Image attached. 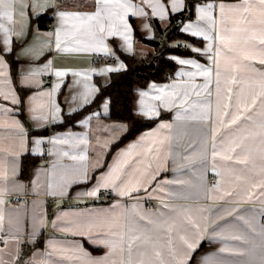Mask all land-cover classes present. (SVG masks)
I'll list each match as a JSON object with an SVG mask.
<instances>
[{
    "label": "crops",
    "instance_id": "0c3cea01",
    "mask_svg": "<svg viewBox=\"0 0 264 264\" xmlns=\"http://www.w3.org/2000/svg\"><path fill=\"white\" fill-rule=\"evenodd\" d=\"M131 2L143 7L147 13L138 16L130 11L126 17L131 28V51L121 35H108L107 31L97 33V37L103 36L107 53L116 56L114 62L107 63L96 57V53H106L104 51L68 53L55 48L54 34L61 30L59 13H93L96 11L94 0H41L40 8L34 7L32 0H15V23L10 26L13 33L8 45L4 44V33L0 32V58L7 73L6 77H0V81H6L0 83V88L6 92L13 90L21 101L13 104L0 97V107L8 110L0 111V161L7 172L6 178L0 180V188L4 189L0 196L4 200L0 205L4 213L0 257L6 264H78L77 254L64 251L75 249L76 245L91 258L104 257L109 252L107 247L63 230L68 227L67 221L76 219L77 214H95L108 221L107 226L91 233L93 238L99 239L112 238L108 237L109 231H120L121 226H125V230L138 227L150 235H163V222L175 221L177 228L173 237L178 251L182 247L180 235L190 241L193 239L195 230L187 223L191 218L200 226L201 238L187 264H201L202 257L211 254H215V264H261L257 246L264 242V159L261 158L264 154V76L260 75L264 65L259 63L261 46L258 41L255 42L256 58L243 59V53L252 43L248 37L258 34L261 27L258 0H249L254 14L243 13L244 0H202L192 6L188 13L191 16L185 15L181 28L185 31L188 25H193V30L199 26L212 38L195 35L204 41L203 47L192 46L199 49L197 52L201 56L173 55L177 67L171 79L135 87L133 112L136 116L155 118L167 114L153 127L118 145L128 125L107 118L109 97H104L98 108L81 116L74 125L64 129L53 127L63 122L65 113L90 103L99 86L110 82L112 72L102 74V69H122L121 64L125 67L118 50L126 53L145 51L147 46L136 41V28L144 37H152L155 29L151 18L168 23L172 14L187 7V1L183 0V7L173 11L172 0H160L167 9L161 19L141 0ZM209 4L214 6V23L200 18L199 8ZM220 4L226 6L223 16ZM43 15L52 19L53 30L39 26L38 18ZM241 15L248 16L251 23H235ZM116 28L122 31L119 22ZM186 32L192 34V30ZM221 35L229 41L227 47L221 44ZM62 39L68 46H76L70 36L62 35ZM79 39L81 47L94 44L90 36ZM180 59L195 61L203 68L211 69L210 79L201 75H181L197 73L198 69L192 64H180ZM13 60L16 61L14 67ZM49 61L50 69L42 71L28 85L22 83L24 75L44 69ZM55 70L67 74L57 78ZM153 85L156 89L166 85L179 87L165 89L167 93H175L174 99L166 97L170 103L165 106L155 99L161 93L154 90ZM49 92L50 99L42 98L48 103V119H33L30 97L36 96L40 102V94ZM141 92L149 95L141 97ZM141 99L146 106L154 107L158 115H143ZM55 106H59L58 113L54 111ZM246 108L249 110L244 111ZM238 112H243L240 121L230 125L232 116ZM177 115L182 119L177 120ZM13 121H19L23 129ZM161 124L171 127L161 129ZM47 128V133L35 132ZM149 133L152 135H147ZM37 140L43 142L37 145ZM236 144L240 146L235 152L231 151ZM149 148L153 151L149 152ZM9 152L17 155H9ZM126 152L128 155H122ZM213 152L217 155L213 156ZM229 156L232 159H227ZM244 158L247 163L237 162ZM118 160L127 162L121 170V179L127 174L140 179L144 187L129 196L118 195V190L112 187L101 188L96 197L83 195L96 187ZM25 161L28 163L27 175L24 173ZM211 177L217 180L212 182ZM116 183L119 185L120 181ZM106 190H111L112 194L108 199H102ZM60 192L66 194L59 195ZM14 195H28L29 198L26 202L15 203ZM149 220L153 222L149 223ZM221 248L226 251L221 252ZM86 259L81 255V261ZM111 259L119 261L121 256L117 253Z\"/></svg>",
    "mask_w": 264,
    "mask_h": 264
},
{
    "label": "snow or ice",
    "instance_id": "6c2138e0",
    "mask_svg": "<svg viewBox=\"0 0 264 264\" xmlns=\"http://www.w3.org/2000/svg\"><path fill=\"white\" fill-rule=\"evenodd\" d=\"M15 0H0V32L4 33V44L8 45L10 43L11 34L13 33V28L10 27L15 23L14 20V5ZM33 6L40 8L42 7L41 0H32ZM96 11L93 13H81V12H64L61 11L59 13L61 19V30H58L55 35V48L59 52H79L84 50H96V51H104L107 53L108 49L104 44L103 36L97 37V33H105L107 31L108 35H121L127 44L128 50L131 51L132 43H131V28L126 22V17L131 11L132 15L145 16L147 13L144 11L143 7H139L131 2V0H94ZM142 4L147 5L152 9L153 15H158L161 19L164 18L167 9L160 2V0H141ZM243 13H252L251 6L249 5V0H244ZM259 5V16H260V30L259 33H253L248 37V40L252 43L249 44L248 50L243 53V59L245 60H253L256 58V43L261 46L259 51V63L264 65V0H258ZM183 7V0H172L171 8L173 11L179 10ZM213 5L209 4L207 6L199 8L200 18L207 19L209 22L214 23V18L212 16ZM226 6L224 4L219 5L221 16L224 15ZM237 10L238 7H237ZM23 15V13H21ZM105 21H107V29L105 28ZM119 22L120 28L122 31L116 28V24ZM235 23H243L248 24L251 23L248 16L241 15ZM65 25H68L65 28ZM147 27V26H146ZM192 30L193 35H203L205 39H212L208 36L203 29L196 26L193 30V25H188L185 28V31ZM247 31V29H244ZM18 35V33H17ZM50 36L53 34H49ZM62 35L65 37H71L73 43L76 46H68L67 41L62 39ZM90 36L94 41V44H89L85 47H81L82 44L81 39L79 37ZM221 44L227 47L229 41L221 35L220 37ZM62 44L64 45L62 47ZM8 51H11L9 48ZM193 51H199V49H193ZM208 51H211V45H209ZM231 51V49H229ZM219 56V53H217ZM180 64H192L195 68L198 69L197 73H182L181 75H201L206 79H210L211 77V69L203 68L201 65L196 64L195 61L191 60H183L180 59L178 61ZM51 61L44 65V69H36L29 72L27 75L23 76L22 83L28 85L34 78L38 77L42 71H46L50 69ZM124 65L121 64L120 68H123ZM217 67L219 65L217 64ZM6 65L2 58H0V77H6L7 73L4 71ZM117 68H105L101 70V73L117 71ZM57 78H63L67 73L61 70H55L54 72ZM74 75H80V73H74ZM261 76H264V72L260 73ZM217 76H219V72L217 71ZM6 81H0V83H5ZM219 83V81H217ZM60 86L59 82L56 84V88L58 89ZM178 85H166L160 89H156V86L153 85L152 88L154 90H158L161 95L155 97L156 100L162 101L165 106H168L170 100L166 97L175 98V93H167L165 92L166 88L176 89ZM207 87V85H204ZM262 88H264V82H262ZM141 97H147L149 95L148 92H141ZM264 95V92H262ZM0 97H3L4 100H11L13 104H19L21 101L16 96L15 92L9 89L7 92L0 88ZM48 97L51 98V93H41L38 102V97L33 96L30 97V102L32 107L30 111L34 114L33 119L35 120H46L48 119L47 112L49 111L48 103L45 102L42 98ZM253 107L255 106V100L252 101ZM249 109H244V111H248ZM0 111H8L0 107ZM54 111L58 113L60 111L59 106H55ZM140 112L148 117H153L158 115L155 111V108L152 106H146L144 99L140 100ZM219 116L220 113L218 112ZM227 115V112L224 113ZM243 112H238L233 115L229 124H237ZM182 119L180 115H177V120ZM208 119V117H205ZM251 119V117H248ZM13 123L19 127L21 130L23 126L19 124V121H13ZM124 127V126H121ZM171 125L161 124L160 128H170ZM264 127V125H262ZM147 135H152L151 133ZM144 140V137H141V141ZM43 141L37 140L35 143L37 145L41 144ZM239 144H236L235 147L231 149V151L235 152V148L239 147ZM131 147H135L132 145ZM149 152H152L153 149L149 148ZM158 151V150H157ZM9 155H17L15 152H9ZM67 155V153H65ZM122 155L126 156L128 153H123ZM217 155V153L213 152V156ZM75 159V157H73ZM262 159H264V154H262ZM227 159H232L231 156L227 157ZM238 163L245 164L247 163V158L238 159ZM126 161L118 160L117 163L113 166L112 170L106 175L101 177L100 183L96 185L91 191H87L83 193V195L88 197H96L101 188H109L117 189V194L120 196H129L134 191H139L142 187H144V183L141 182L140 179H133V177L125 174L124 179H121V170L126 165ZM147 167L150 169L151 164L149 163ZM7 172L4 168V164L0 161V180L6 178ZM154 179V174L152 176ZM120 181V184L117 185L116 181ZM150 181H145V183ZM147 191V188H144ZM4 194V189L0 188V196ZM56 194V193H53ZM66 193L60 192L59 195H65ZM4 204V200L0 199V205ZM118 206V205H117ZM165 207H167L165 205ZM143 219V217H141ZM3 222H4V213L3 209L0 208V232L3 231ZM153 221L149 220V223ZM187 223L194 229L193 239L190 241L185 236L180 235L179 240L182 243L181 249L178 251L174 246V237L173 232L176 231V223L175 221L169 223V221H164L162 227L164 228L163 235H150L147 234V230L141 229L138 227H127L125 230V226H121L120 231H109L108 237L112 238H93L91 233L93 231L103 228L107 226L108 221L99 215H87V214H77V218L74 220L67 221L68 227H65L64 231L73 232L75 235L83 236L92 241L94 244H99L107 247L109 252L100 258H91L87 253L82 252L80 245H76L75 249L64 250V251H72L75 255V259L78 264H187V261L191 259L192 253L195 251L196 247L199 244V240L201 238V232L199 231L200 226L196 224L191 218L187 219ZM183 227V226H181ZM235 239H241L240 237H235ZM55 247L54 245H50ZM257 247L260 248L261 252V264H264V242H262ZM221 252L226 251V249L221 248ZM119 253L121 259L116 261L111 259L112 256ZM165 254L167 259L165 258ZM51 255V253H50ZM81 255L87 257L86 260L81 261ZM214 255L211 254L208 256L202 257L201 264H215ZM0 264H6L2 257H0Z\"/></svg>",
    "mask_w": 264,
    "mask_h": 264
},
{
    "label": "trees",
    "instance_id": "16d2710c",
    "mask_svg": "<svg viewBox=\"0 0 264 264\" xmlns=\"http://www.w3.org/2000/svg\"><path fill=\"white\" fill-rule=\"evenodd\" d=\"M186 1V9L178 14H172L168 23H164L158 18H151V23L155 29L154 36L144 37L136 28V41L146 45V51L126 53L118 50L125 67L112 71L110 82L99 86L98 93L90 103L72 113H65L63 122L55 124L53 127L64 129L74 125L81 116L98 108L104 97H109L110 100V112L107 118L111 121L125 122L128 125L127 132L117 142L118 145L130 140L143 130L153 127L161 118L166 117V113L155 118L136 116L133 112L135 87H145L151 81L163 82L171 79L177 67L173 55L201 56L199 52L193 51L192 46L203 47V39L182 30L181 25L175 28L177 19L181 16L185 17L186 14L190 17L191 15L188 13L191 12L192 6L202 0ZM50 21L52 19L46 15L38 18L41 28L47 29ZM15 64L16 61L13 60V67ZM35 132L47 133L49 130L47 128L44 131L35 130ZM27 172L28 163L25 161V175Z\"/></svg>",
    "mask_w": 264,
    "mask_h": 264
},
{
    "label": "built area",
    "instance_id": "2783aa9c",
    "mask_svg": "<svg viewBox=\"0 0 264 264\" xmlns=\"http://www.w3.org/2000/svg\"><path fill=\"white\" fill-rule=\"evenodd\" d=\"M54 22L53 21H50L47 25V29L48 30H53L54 29ZM96 57L99 59V60H103L104 62H107V63H112L115 61L116 59V56L114 54H111V53H103V52H99V53H96ZM48 145L45 146V149L48 150ZM210 180L212 182L216 181L217 179L215 177H211ZM112 192L111 190H106L103 192V194L101 195V198L102 199H108L110 196H111ZM29 196L28 195H14V198H13V201L15 203H22V202H26L28 200ZM262 220L264 221V213L262 215Z\"/></svg>",
    "mask_w": 264,
    "mask_h": 264
},
{
    "label": "water",
    "instance_id": "95a60500",
    "mask_svg": "<svg viewBox=\"0 0 264 264\" xmlns=\"http://www.w3.org/2000/svg\"><path fill=\"white\" fill-rule=\"evenodd\" d=\"M184 16H181L177 19V22L175 24V28H178L181 25V22L184 20Z\"/></svg>",
    "mask_w": 264,
    "mask_h": 264
},
{
    "label": "rangeland",
    "instance_id": "374dc122",
    "mask_svg": "<svg viewBox=\"0 0 264 264\" xmlns=\"http://www.w3.org/2000/svg\"><path fill=\"white\" fill-rule=\"evenodd\" d=\"M145 51H146V49H145ZM145 51H144V52H145Z\"/></svg>",
    "mask_w": 264,
    "mask_h": 264
}]
</instances>
